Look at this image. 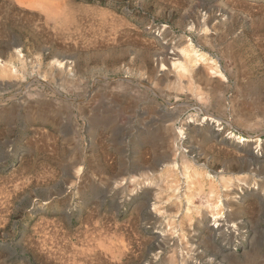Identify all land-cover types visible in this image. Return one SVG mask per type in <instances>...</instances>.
I'll return each instance as SVG.
<instances>
[{
  "label": "rangeland",
  "instance_id": "1",
  "mask_svg": "<svg viewBox=\"0 0 264 264\" xmlns=\"http://www.w3.org/2000/svg\"><path fill=\"white\" fill-rule=\"evenodd\" d=\"M68 263L264 264V0H0V264Z\"/></svg>",
  "mask_w": 264,
  "mask_h": 264
},
{
  "label": "bare ground",
  "instance_id": "2",
  "mask_svg": "<svg viewBox=\"0 0 264 264\" xmlns=\"http://www.w3.org/2000/svg\"><path fill=\"white\" fill-rule=\"evenodd\" d=\"M44 10V9H43ZM106 15V14H105ZM85 27V26H84ZM80 30V29H79ZM78 30V31H79ZM77 31V30H76ZM83 33V32H82ZM58 63V62H57ZM62 65V64H61ZM195 83V82H194ZM210 119V118H209ZM211 120V119H210ZM212 122V121H211ZM208 125V124H207ZM173 127V126H172ZM185 128V127H184ZM188 128V127H187ZM173 130V129H172ZM174 132V131H173ZM172 132V133H173ZM181 133H183V132H181ZM181 133H180V135H181ZM184 136V135H183ZM236 138V137H235ZM247 141V139L246 138H244V137H239L238 138V144H245V142ZM259 142H261L260 140H258ZM185 156V155H184ZM80 169V168H79ZM77 173H79V172H77ZM144 175V174H143ZM186 176H187V174H186ZM241 176V175H240ZM238 177V176H237ZM238 179V178H237ZM240 182V181H239ZM255 188H257V186L255 187ZM259 189V188H258ZM239 190H241V189H239ZM238 196V195H237ZM187 197V196H186ZM191 197V196H190ZM238 198H239V196H238ZM236 199V198H235ZM188 202H189V200H188ZM191 202V201H190ZM217 206V205H216ZM213 209V208H212ZM217 211V210H216ZM220 212V211H219ZM210 213H212V215L214 216V218H215V220L216 219H218V218H220V214L218 215V213H216L215 212V208L213 209V212L211 211ZM216 216H218V217H216ZM236 226V225H235ZM228 232V231H227ZM90 233V232H89ZM93 235V234H92ZM80 239V238H79ZM106 246H108V245H106ZM44 247V246H43ZM50 247V246H49ZM77 247V246H76ZM95 247V246H94ZM97 247V246H96ZM101 247V246H100ZM81 249V248H80ZM79 249V250H80ZM79 250H78V252H79ZM77 251V250H76ZM87 251V250H86ZM100 251V250H99ZM62 253V252H61ZM65 253V252H64ZM111 253V252H110ZM90 254V253H89ZM96 254V253H95ZM103 254V253H102ZM121 254V253H120ZM69 255V254H68ZM113 255V254H112ZM55 256V255H54ZM71 256H73V255H71ZM81 256V255H80ZM120 256V255H119ZM63 257V256H62ZM55 258V257H54ZM87 258H89V257H87ZM97 258V257H96ZM102 258V257H101ZM111 258V257H110ZM114 258V257H113ZM62 259V258H61ZM69 259V258H68ZM66 260V259H65ZM99 260V259H98ZM61 261V260H60ZM67 261V260H66ZM71 261V260H70ZM73 261V260H72ZM92 261V260H91ZM64 262V261H63ZM68 262V261H67ZM92 262H94V261H92ZM73 263V262H72ZM84 263V262H83ZM86 263V262H85ZM183 263V262H182ZM69 264V263H68ZM95 264V263H94Z\"/></svg>",
  "mask_w": 264,
  "mask_h": 264
}]
</instances>
